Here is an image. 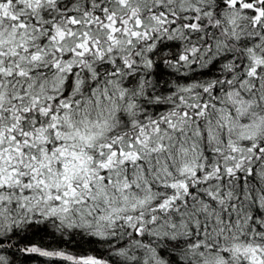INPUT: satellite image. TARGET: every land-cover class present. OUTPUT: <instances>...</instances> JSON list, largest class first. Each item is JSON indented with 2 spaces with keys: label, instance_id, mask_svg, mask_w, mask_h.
I'll return each mask as SVG.
<instances>
[{
  "label": "snow or ice",
  "instance_id": "1",
  "mask_svg": "<svg viewBox=\"0 0 264 264\" xmlns=\"http://www.w3.org/2000/svg\"><path fill=\"white\" fill-rule=\"evenodd\" d=\"M0 264H264V0H0Z\"/></svg>",
  "mask_w": 264,
  "mask_h": 264
}]
</instances>
